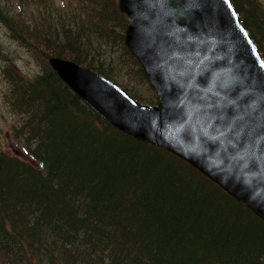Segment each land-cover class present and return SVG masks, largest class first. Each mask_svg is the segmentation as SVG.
Segmentation results:
<instances>
[{
    "label": "trees",
    "instance_id": "16d2710c",
    "mask_svg": "<svg viewBox=\"0 0 264 264\" xmlns=\"http://www.w3.org/2000/svg\"><path fill=\"white\" fill-rule=\"evenodd\" d=\"M231 1L264 59V5ZM12 3L0 0V20L18 38ZM25 3L44 33L31 32L33 48L26 37L21 44L42 61L31 76L7 57L0 65L5 101L22 121L12 133L25 150L0 151V264H264V220L187 161L110 125L46 63L67 58L111 78V65L81 36L104 39L108 30L146 84L124 45L128 21L117 0H74L86 11L65 13L50 0Z\"/></svg>",
    "mask_w": 264,
    "mask_h": 264
},
{
    "label": "water",
    "instance_id": "95a60500",
    "mask_svg": "<svg viewBox=\"0 0 264 264\" xmlns=\"http://www.w3.org/2000/svg\"><path fill=\"white\" fill-rule=\"evenodd\" d=\"M117 3L157 105L70 60L50 67L113 127L181 157L264 220V61L231 0Z\"/></svg>",
    "mask_w": 264,
    "mask_h": 264
},
{
    "label": "rangeland",
    "instance_id": "374dc122",
    "mask_svg": "<svg viewBox=\"0 0 264 264\" xmlns=\"http://www.w3.org/2000/svg\"><path fill=\"white\" fill-rule=\"evenodd\" d=\"M47 2L49 0H46ZM51 6L53 9H66L65 11L71 12L75 8H78L76 4L73 3L74 0H50ZM264 5V0H258ZM64 6V8H62ZM81 11V8H78ZM14 16L16 23V29H20L18 38L15 33H12L9 28L2 24L0 20V65H4L3 57L10 59V65L20 74V75H33L40 71V64L42 58L39 57L37 52H33L31 48L35 47L37 41L34 40V35L31 32L44 33L43 29L40 28V21L36 17L38 11L25 3V0H13L11 11ZM60 14V13H58ZM56 14L55 16H57ZM25 22H21V20ZM28 25V28L24 25ZM118 24H113V28H116ZM87 32V30H85ZM108 32L105 31L103 38L97 36L96 33H85L81 36H86L89 40V50L91 53L98 54L102 56L107 64L111 65L112 75H109L115 81L123 85H129L128 88H131L136 93H139L143 96H149L155 94L154 91L149 87L148 83H143L137 79V75H134L130 72L132 68L135 67L134 63L131 61L122 60V50L118 45H112L107 38L110 34L106 35ZM106 36V37H105ZM25 37L31 39L29 44L31 48L25 47L21 44V38ZM124 38V32H123ZM46 63L47 59H45ZM39 64V65H38ZM49 65V64H48ZM108 68V67H107ZM109 69V68H108ZM110 70V69H109ZM127 80H130L127 82ZM147 82V80H146ZM8 92L7 83L2 75V70L0 68V151L9 153V154H20L23 151L24 154V145L22 138L14 136L12 133V126H18L22 123L20 117L14 115L13 111L9 108L8 102L5 101V94ZM140 102L146 103L145 100H140Z\"/></svg>",
    "mask_w": 264,
    "mask_h": 264
},
{
    "label": "bare ground",
    "instance_id": "6f19581e",
    "mask_svg": "<svg viewBox=\"0 0 264 264\" xmlns=\"http://www.w3.org/2000/svg\"><path fill=\"white\" fill-rule=\"evenodd\" d=\"M200 257V256H199Z\"/></svg>",
    "mask_w": 264,
    "mask_h": 264
}]
</instances>
